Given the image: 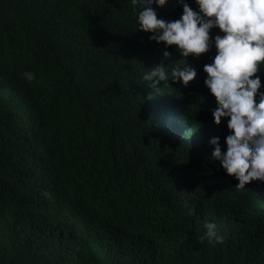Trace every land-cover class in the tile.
Wrapping results in <instances>:
<instances>
[{
	"label": "trees",
	"instance_id": "1",
	"mask_svg": "<svg viewBox=\"0 0 264 264\" xmlns=\"http://www.w3.org/2000/svg\"><path fill=\"white\" fill-rule=\"evenodd\" d=\"M137 30L131 0H0V264H264V182L210 157L215 49H168L198 74L153 88L164 45Z\"/></svg>",
	"mask_w": 264,
	"mask_h": 264
},
{
	"label": "clouds",
	"instance_id": "2",
	"mask_svg": "<svg viewBox=\"0 0 264 264\" xmlns=\"http://www.w3.org/2000/svg\"><path fill=\"white\" fill-rule=\"evenodd\" d=\"M168 2L131 0L137 31L150 33V41L164 45L160 63L144 73L143 81L156 88L171 78L187 87L197 69L186 62L183 67L173 66L169 74L164 61L173 53L168 49L174 47L180 57L188 58L214 48L211 62L203 65L204 84L216 102L211 109L213 122L220 125L226 119L228 134L224 145L219 136L209 138L210 157L238 181L237 189L254 180L264 182V0H193L196 8L189 0H178L182 5L178 18H158L157 9ZM213 29L218 31L213 34ZM23 77L32 82L36 74L27 71ZM205 228L201 241L223 244L225 236L214 222Z\"/></svg>",
	"mask_w": 264,
	"mask_h": 264
}]
</instances>
